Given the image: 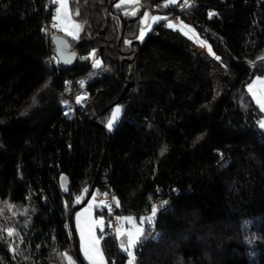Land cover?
<instances>
[{"label":"trees","instance_id":"trees-1","mask_svg":"<svg viewBox=\"0 0 264 264\" xmlns=\"http://www.w3.org/2000/svg\"><path fill=\"white\" fill-rule=\"evenodd\" d=\"M165 1L142 8L192 25L215 55L164 19L140 41V18L118 0H70L82 28L65 66L52 40L61 31H45L53 0H0V230L15 229L0 231V264H66L61 253L87 264L75 214L106 183L120 216L137 220L156 187L168 191L139 264H264V113L247 91L264 76V0ZM82 92L85 106L67 113ZM102 246L108 264H127L117 238Z\"/></svg>","mask_w":264,"mask_h":264},{"label":"snow or ice","instance_id":"snow-or-ice-1","mask_svg":"<svg viewBox=\"0 0 264 264\" xmlns=\"http://www.w3.org/2000/svg\"><path fill=\"white\" fill-rule=\"evenodd\" d=\"M124 2V0H122V3ZM131 2L137 6V10H138V6H139V0H131ZM54 3L59 4V8L56 11V19L60 20L61 18V10H64V14L67 16V2L66 0H54ZM169 3L171 4H176L177 0H169ZM188 0H184V4L187 5ZM164 7H167L168 4L163 5ZM116 7H120V5H116ZM137 10H133L130 12H126V15H136L137 14ZM215 13H209V17H211L212 15H214ZM76 15L79 16L80 13L79 11L76 12ZM70 19V17H69ZM161 19L167 20V17H160V16H154V15H150L148 12H145L143 17H142V22L144 23L145 27L140 29L139 31V35H138V39H140L141 41L144 38L145 32L147 30H149V23L150 22H157ZM182 23V22H181ZM166 26L169 28H177V25L172 23V22H167ZM53 27H56V25L54 24ZM74 27L79 30L82 28V25L76 24L74 25ZM184 27H187L186 25ZM179 30L183 31V28H180ZM194 31V30H193ZM185 35H187V33H184ZM69 36H73L74 38H78L77 36H75V34L73 32H68ZM129 44H131V41H128ZM208 47V52L212 55H215L214 53H212L211 50V46H207ZM95 53H91L90 56H94ZM84 59H88V57H85ZM216 60H220L219 56H215ZM102 62L101 61H95L94 62V67L99 68L101 66ZM253 67L255 65H252ZM81 86H83L84 82L81 81ZM45 87H47V85H45ZM247 91L248 93L251 94V96L253 97L255 104L258 106L259 111H261L262 113H264V78H261L260 76H256L255 79L250 82L247 85ZM86 97L84 96H77L76 99V103L80 104L83 102V100ZM37 101V98H33V103L35 104ZM120 111L119 107H117L115 109V111L112 114V119H110L108 121L107 127L109 130H111V128L113 127V121L116 118V114ZM259 127L261 129H264V120L259 122ZM199 139V137L197 138ZM167 151L166 147H164L161 152L160 155L163 156L164 153ZM64 177H61V182L63 183L64 181ZM65 191H67V189H64ZM84 192H87V189L85 188L83 190ZM81 197L77 196L74 200V203L79 204L81 203ZM164 204H167V201L164 202ZM9 208L14 207V205H7ZM117 206H118V201H117ZM95 207L100 208L102 211L104 208L108 209V212L111 213V206L106 204L104 201H101L100 203L96 204ZM93 208V204H89L88 207L86 209H84L85 212H91ZM23 215H27V210H25L24 213H22ZM157 214V206L153 205L151 207V215L147 216V217H143L140 219V224L143 223H147L148 227H149V231L151 230V227L154 225V218ZM13 215H15V213H13ZM82 215V213H77L75 219L77 221L80 220V216ZM117 221L120 222V226L115 228V234H116V238L119 241V248L121 249V251L123 253L126 254V260H127V264H136V259H135V255H136V250L138 249L139 245L142 243L143 239H145V235H144V229L136 222V219L133 217H116ZM127 224L130 227L125 228L124 225ZM99 226V229L101 231V233H103L104 231V220L103 217L101 216L99 219L97 220H93L92 223L90 224L89 228H88V236H85L84 233V229L80 228V236H81V242H82V249H83V255L85 258H87L91 264H108V262L105 260V258L103 257V254L99 248V244H100V238L96 237L93 233V228ZM0 231H4L6 232L8 237H11L13 235V233L15 232L14 228H7L5 230H0ZM4 237L2 235H0V239H3ZM60 261L62 262H66V264H75V261L73 260L72 256H70L68 253H61L59 256ZM113 264H116L115 261H113Z\"/></svg>","mask_w":264,"mask_h":264},{"label":"rangeland","instance_id":"rangeland-1","mask_svg":"<svg viewBox=\"0 0 264 264\" xmlns=\"http://www.w3.org/2000/svg\"><path fill=\"white\" fill-rule=\"evenodd\" d=\"M66 2H67V0H66ZM57 4V3H56ZM120 5V7H123L124 8V13H126V12H130V11H133V10H137V6L136 5H134L132 2H131V0H124V2L122 3V0H118V2H117V5ZM164 4H171V3H169V0H166L165 2H164ZM176 4H179V5H183L184 4V0H177V3ZM67 5H68V7H67V16L64 14V10H61V18H60V20H57L55 17H56V11H57V9L59 8V4H57V8H56V10H55V12H54V20L55 21H58L59 22V25L56 27L57 29H59V28H66L65 30H67V32H73L74 34H75V36H77V31H76V28L74 27V25H76V24H79L80 25V23L78 22V21H76L74 18H73V16H72V12H71V9H70V5H69V3L67 2ZM145 12H148L150 15H154V16H160V17H167L166 16V14L165 13H163V12H158V11H152L151 10V8H149V7H147V8H145V9H143L142 8V0H139V6H138V10H137V14L136 15H131V16H138L139 18H140V21H141V26H140V29H142V28H144L145 27V25H144V23L142 22V17H143V15H144V13ZM69 17H70V19H69ZM163 19H161V20H159V21H157V22H150L149 23V30H147L146 32H145V35H144V38H143V40L142 41H144L146 38H147V36L152 32V30L154 29V27H155V25L157 24V23H159L160 21H162ZM172 22V23H174V24H176L177 25V28L178 29H180V28H183V32L185 33H187V35L190 37V38H192L194 41H196L200 46H202L203 48H205V49H207L208 50V47L207 46H210L209 45V43H208V41H207V39L204 37V36H202V35H200V33L192 26V25H190V24H188V23H185L184 21H182L181 19H175V17H167V21L166 22ZM182 22V23H181ZM187 26V27H184V26ZM63 26V27H62ZM81 29H79V31H80ZM194 30V31H193ZM69 36V35H68ZM70 38H74L73 36H69ZM140 40V39H139ZM141 41V40H140ZM95 53V55L94 56H90V58H91V63H92V65H94V62L95 61H101L102 62V64H103V59H102V57H101V54H100V51H99V49L98 48H95V49H93L92 51H91V53ZM90 53V54H91ZM54 55L56 56V58H57V55H56V52H54ZM58 59V58H57ZM101 64V65H102ZM94 67V66H93ZM97 68V67H96ZM261 78H264V76H260ZM255 79V78H254ZM253 79V80H254ZM252 80V81H253ZM251 81V82H252ZM80 94H88L87 92H82V93H80ZM80 94H78V95H80ZM89 97V96H88ZM88 99V98H87ZM87 99L86 100H83V103L84 104H82V103H80V104H78V106H85V103H86V101H87ZM75 103H76V100H75ZM74 103V104H75ZM117 107H119V109H120V111L116 114V118H115V120L113 121V127H114V125L117 123V121L119 120V118L121 117V115H122V107H121V105H116L115 107H114V109H113V112L115 111V109L117 108ZM72 109L73 108H71L70 107V105L69 106H67V108H66V112L67 113H70V111H72ZM113 114V113H112ZM111 119H112V117H111ZM262 120H264V119H262ZM112 127V128H113ZM111 128V129H112ZM82 197H83V195L81 196V199H82ZM89 204H93V205H95V204H98V201L96 200V198H95V196L94 195H92L91 196V198L89 199V201L87 202V204L86 205H89ZM151 215V213L150 214H148V215H146V216H144V217H147V216H150ZM156 216H157V214H156ZM156 216H155V218H154V222H155V219H156ZM121 217H133V218H135L136 219V217H134V216H131V215H123V216H121ZM136 222L144 229V233H145V229H146V227H147V223H143V224H140V220H137L136 219ZM75 225H76V231H77V235H78V238H79V240H81L80 239V235H79V231H78V228H77V224H76V221H75ZM120 226V225H119ZM124 227L125 228H127V227H130L129 225H127V224H125L124 225ZM245 227L246 228H249L250 227V222L248 221V222H246L245 223ZM97 237L99 238V236H98V234H97ZM83 254V253H82ZM69 255L70 256H72V258H73V260L75 261V264H76V258H75V256L74 255H72L71 253H69ZM105 256L107 257V255L105 254Z\"/></svg>","mask_w":264,"mask_h":264},{"label":"built area","instance_id":"built-area-1","mask_svg":"<svg viewBox=\"0 0 264 264\" xmlns=\"http://www.w3.org/2000/svg\"><path fill=\"white\" fill-rule=\"evenodd\" d=\"M193 0H188V3H191ZM182 6H185V4H183ZM175 19H178L177 17H175ZM58 26V22L55 20H52L49 25L45 28L46 33L48 34V36H50L51 34V30L54 28L53 25ZM51 63L53 66H55L56 68H60L59 64L57 63L56 60H54L53 58L51 59ZM68 84L71 85L72 82L70 79H68ZM84 96L86 97L84 100H86L88 98V94H80L77 96ZM76 96V97H77ZM75 97V98H76ZM76 100V99H75ZM75 103V101H74ZM70 104V107L73 109H76V107L78 106L77 103L75 104ZM82 104H84L82 102ZM106 188L101 190V189H96L94 192V196L96 198V200L98 201V203H100L101 201H104L106 204L111 206V213L108 212L107 208H104L103 211L98 208L99 213L97 215V219H99L101 216L103 217L104 220V231L102 234V238L103 239H115L116 238V234H115V228L118 227L120 225V222L117 221L116 217H121L120 214L117 211V196L115 194V192L112 189V186L110 183H106ZM156 194H157V198L155 200V206H157V211L158 212H162V211H167L169 209V205H168V200L166 198L167 195V189L165 187H161L158 186L156 187ZM167 201V204L165 205L164 202ZM156 233V226L153 227L152 229V234L149 236L148 240H150V238L152 237V235ZM145 243L142 244V249L144 247ZM138 257L139 255H135V259H136V264L138 263ZM114 261L117 263L118 259L115 257ZM83 264V263H80Z\"/></svg>","mask_w":264,"mask_h":264},{"label":"crops","instance_id":"crops-1","mask_svg":"<svg viewBox=\"0 0 264 264\" xmlns=\"http://www.w3.org/2000/svg\"><path fill=\"white\" fill-rule=\"evenodd\" d=\"M67 2L69 3V5H70V0H67ZM53 3H54V0H53ZM54 4H56V3H54ZM56 8H57V4H56ZM56 8H55V10H56ZM71 9V8H70ZM55 10H54V12H55ZM58 22V21H57ZM58 25H59V22H58ZM63 27V26H62ZM66 28H59L58 30L59 31H61V33L62 34H64V35H66L67 37H69L68 36V32H67V30H65ZM76 33H77V37H79V35H80V31L79 30H77L76 29ZM76 39V38H75ZM96 205V204H95ZM95 205H93V208H92V210H91V212L89 213V212H85L84 211V209H86L87 207H88V205H85V206H83V207H81L77 212H76V214L77 213H82V215L80 216V220L79 221H77L76 219H75V221H76V224H77V228H78V231H79V235H80V228H83L84 229V233H85V236L87 237L88 236V228H89V226H90V224L92 223V221L93 220H97V214H96V207H95ZM76 214H75V217H76ZM76 226V225H75ZM93 233H94V235L97 237V234H98V236H99V238H100V244H99V248H100V250H101V252H102V254H103V257L105 258V260L108 262V258L105 256V252H104V250H103V246H102V234H101V231H100V229H99V226H96V227H94L93 228ZM77 238H78V235H77ZM80 239H81V236H80ZM78 242H79V246H80V251H81V253H83V249H82V242H81V240H79V238H78ZM83 255V254H82ZM83 257H84V255H83ZM84 259H85V261H86V263L87 264H91V262L87 259V258H85L84 257ZM76 264H78V261L76 260Z\"/></svg>","mask_w":264,"mask_h":264},{"label":"water","instance_id":"water-1","mask_svg":"<svg viewBox=\"0 0 264 264\" xmlns=\"http://www.w3.org/2000/svg\"><path fill=\"white\" fill-rule=\"evenodd\" d=\"M56 47V55L62 65L69 66L77 60L78 52L71 47L69 37L64 34H56L52 38ZM72 94V93H71ZM93 189L90 190L89 195L84 200V204L88 202Z\"/></svg>","mask_w":264,"mask_h":264},{"label":"bare ground","instance_id":"bare-ground-1","mask_svg":"<svg viewBox=\"0 0 264 264\" xmlns=\"http://www.w3.org/2000/svg\"><path fill=\"white\" fill-rule=\"evenodd\" d=\"M180 8V7H179ZM83 96V95H82Z\"/></svg>","mask_w":264,"mask_h":264}]
</instances>
